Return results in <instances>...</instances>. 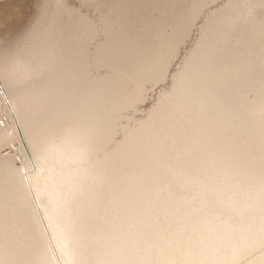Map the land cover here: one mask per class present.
<instances>
[{"label":"bare ground","instance_id":"6f19581e","mask_svg":"<svg viewBox=\"0 0 264 264\" xmlns=\"http://www.w3.org/2000/svg\"><path fill=\"white\" fill-rule=\"evenodd\" d=\"M0 264H264V0H0Z\"/></svg>","mask_w":264,"mask_h":264}]
</instances>
